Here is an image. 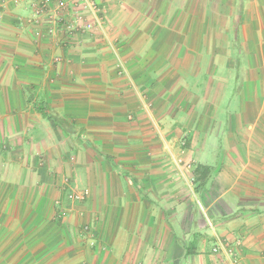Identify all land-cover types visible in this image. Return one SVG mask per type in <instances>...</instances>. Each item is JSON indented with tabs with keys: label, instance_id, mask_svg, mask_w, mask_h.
Listing matches in <instances>:
<instances>
[{
	"label": "crops",
	"instance_id": "crops-1",
	"mask_svg": "<svg viewBox=\"0 0 264 264\" xmlns=\"http://www.w3.org/2000/svg\"><path fill=\"white\" fill-rule=\"evenodd\" d=\"M97 1L0 0V264H264V0Z\"/></svg>",
	"mask_w": 264,
	"mask_h": 264
},
{
	"label": "built area",
	"instance_id": "built-area-1",
	"mask_svg": "<svg viewBox=\"0 0 264 264\" xmlns=\"http://www.w3.org/2000/svg\"><path fill=\"white\" fill-rule=\"evenodd\" d=\"M40 4L36 8V15L40 16L45 14L49 6L57 1L63 4L64 6L73 5L76 9L73 19L65 25L67 32H93L94 30L101 28L103 26V16L102 9L97 0H39ZM120 74H126V69L124 66L119 63ZM89 196L87 190H72L69 195V199L72 203H82ZM86 232H91L90 228L87 226L85 228ZM223 251L227 260L231 264H237L238 260L236 258L234 249L227 248L223 242L219 241L218 246L213 249L214 253H219Z\"/></svg>",
	"mask_w": 264,
	"mask_h": 264
},
{
	"label": "rangeland",
	"instance_id": "rangeland-1",
	"mask_svg": "<svg viewBox=\"0 0 264 264\" xmlns=\"http://www.w3.org/2000/svg\"><path fill=\"white\" fill-rule=\"evenodd\" d=\"M231 92H232V94H233V96H232V98H233V100H235V95H237L238 96V93H239V88L237 89V87H232V89H231ZM74 189L73 190H75L76 188L75 187H73ZM79 190V189H78ZM77 204V203H76ZM221 242H223V241H221ZM223 244L225 245V246H227V248H232L231 246H230V243L229 242H223ZM233 249V248H232ZM234 252H235V255H236V251L234 250ZM219 253H224L223 251H220ZM215 254H218V253H215ZM225 255V254H224ZM236 258H237V255H236ZM237 260H238V258H237ZM238 264V263H237Z\"/></svg>",
	"mask_w": 264,
	"mask_h": 264
},
{
	"label": "trees",
	"instance_id": "trees-1",
	"mask_svg": "<svg viewBox=\"0 0 264 264\" xmlns=\"http://www.w3.org/2000/svg\"><path fill=\"white\" fill-rule=\"evenodd\" d=\"M203 169H204V172L202 173V176L206 177L207 172H209V169H207V168H203ZM199 170L200 169H197L196 172H199ZM205 185H206V183L205 184H199L198 189L205 187Z\"/></svg>",
	"mask_w": 264,
	"mask_h": 264
}]
</instances>
